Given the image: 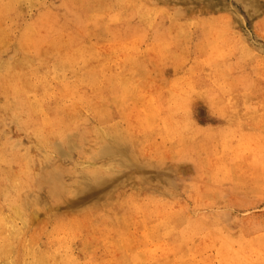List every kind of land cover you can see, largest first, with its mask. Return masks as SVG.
Returning a JSON list of instances; mask_svg holds the SVG:
<instances>
[{"label": "rangeland", "instance_id": "1", "mask_svg": "<svg viewBox=\"0 0 264 264\" xmlns=\"http://www.w3.org/2000/svg\"><path fill=\"white\" fill-rule=\"evenodd\" d=\"M0 264H264V0H0Z\"/></svg>", "mask_w": 264, "mask_h": 264}]
</instances>
